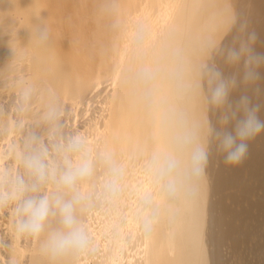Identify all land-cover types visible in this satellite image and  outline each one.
Returning a JSON list of instances; mask_svg holds the SVG:
<instances>
[{
	"label": "bare ground",
	"instance_id": "6f19581e",
	"mask_svg": "<svg viewBox=\"0 0 264 264\" xmlns=\"http://www.w3.org/2000/svg\"><path fill=\"white\" fill-rule=\"evenodd\" d=\"M241 13L264 37V0H0V106L8 110L0 120H15L11 84L23 76L55 91L67 130L111 146L127 167L119 201L81 217L95 251L62 264H264V136L235 166L213 147L203 177L175 196L145 168L153 151L173 148L178 114L215 120L203 88L185 92L182 71L205 59L213 25L227 42ZM38 21L49 29L46 45L31 39ZM19 138L14 129L0 134V151ZM144 195L160 209L150 235L137 222ZM0 226V264H50L39 240L16 235L8 209Z\"/></svg>",
	"mask_w": 264,
	"mask_h": 264
},
{
	"label": "clouds",
	"instance_id": "9594fccd",
	"mask_svg": "<svg viewBox=\"0 0 264 264\" xmlns=\"http://www.w3.org/2000/svg\"><path fill=\"white\" fill-rule=\"evenodd\" d=\"M221 26L213 25L201 51L205 59L196 66L185 63V92L204 90L215 120L177 116L173 148L153 151L145 160L170 195H178L187 181L205 174L210 151L226 165L246 159L249 146L264 136V37L244 14L231 17L230 39H217ZM37 45H46L50 32L37 22L31 33ZM14 53V52H13ZM150 78V69H142ZM10 111L15 120H0V134L10 129L19 142L0 151V210L8 209L17 236L39 240L50 264H62L94 252L96 242L82 215L114 205L121 198L127 177L125 161L109 145H93L82 131L66 129L65 109L55 91L23 76L12 82ZM39 104L35 121L26 117ZM8 111L0 106V117ZM92 185L90 191L84 185ZM160 219V209L149 195L140 198L137 222L150 235Z\"/></svg>",
	"mask_w": 264,
	"mask_h": 264
},
{
	"label": "rangeland",
	"instance_id": "374dc122",
	"mask_svg": "<svg viewBox=\"0 0 264 264\" xmlns=\"http://www.w3.org/2000/svg\"><path fill=\"white\" fill-rule=\"evenodd\" d=\"M1 142V141H0ZM1 227V226H0ZM4 227V226H3Z\"/></svg>",
	"mask_w": 264,
	"mask_h": 264
}]
</instances>
